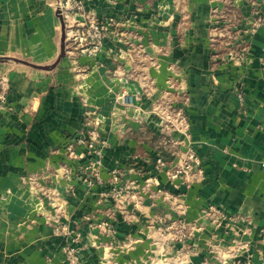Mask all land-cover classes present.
I'll use <instances>...</instances> for the list:
<instances>
[{"label":"rangeland","instance_id":"rangeland-1","mask_svg":"<svg viewBox=\"0 0 264 264\" xmlns=\"http://www.w3.org/2000/svg\"><path fill=\"white\" fill-rule=\"evenodd\" d=\"M53 9L57 22L52 38L53 56L35 63L32 58L4 55L0 56V64L5 65L8 73L15 72L8 65H15L40 72H64L72 78L70 83L58 86L52 82L48 86L55 97L49 100L51 104L54 101L52 106L63 108L62 102L68 103L69 99L62 97V91L68 90L80 111L73 119L74 128L64 132L61 143L52 149L62 157L45 169L26 171L19 181L22 188H28L31 196L39 200L38 214L50 224L52 232L69 237L61 250L62 264H80L88 245L100 250L99 264L123 262L126 251L134 250L140 241L117 239L115 233L120 226H112L111 220L119 217L130 220L144 209V203L157 206L156 200L164 201L166 208L154 216L157 222L151 228L156 235L149 241L153 248L146 251L142 261L125 264H190V257L200 248L196 234L208 226L215 230L223 227L233 237L210 243L206 249L210 257L203 264H254L249 242L241 237L251 231L250 219L210 206L203 208L196 219L189 220L182 207L184 193L169 192L163 187L184 189L197 180V174L201 176L186 114L189 77L168 58H173L174 48L182 52V47H186L183 57L193 53L207 62L209 72L213 71L209 83L214 88L230 89L231 78L228 82L224 80L227 78L221 69L224 67L227 72L226 67L229 68L236 78L250 66V50L264 33V0H55ZM192 42L194 47H187ZM260 44L264 66V38ZM38 54L39 49L37 56H32L38 58ZM120 76L123 79L114 91L109 80ZM130 77L143 85L139 94H133L127 87ZM160 77L165 78L163 87L152 98ZM215 77H220L224 84H217ZM235 81V93H244V81L241 78ZM12 83L6 74L0 77V122L19 120L28 113L24 96H14V100L10 97ZM18 87L24 89L22 85ZM103 87L107 90L104 94ZM142 94L152 98L147 110L160 121L159 139L145 132L140 115L135 114L141 108L135 101H140ZM132 120L139 122L137 133L131 126ZM11 135L9 131L5 133L0 147ZM126 137L150 140V145L156 148L151 151L152 170L133 159L126 165L109 168L105 160L109 139L123 141ZM162 153L174 157L179 154L180 164L168 166L170 163L162 160ZM158 159L163 166L157 163ZM158 173H163L166 180L159 178ZM86 193L98 196L96 206L79 215L71 200H82ZM11 196L12 191H3L0 203ZM211 208L222 216L211 212ZM72 217L77 219L72 220L75 223L67 221ZM239 223H244L242 230L237 228Z\"/></svg>","mask_w":264,"mask_h":264},{"label":"crops","instance_id":"crops-1","mask_svg":"<svg viewBox=\"0 0 264 264\" xmlns=\"http://www.w3.org/2000/svg\"><path fill=\"white\" fill-rule=\"evenodd\" d=\"M54 1L0 0V56L32 58L31 61L35 63L49 60L53 56L52 38L57 23L54 19ZM262 38L264 33L251 48L252 61L244 73L240 68L241 72L235 78L232 76L233 73L229 72V68L226 67V72L222 67L224 78H227L224 80L228 82L231 78V82L228 83L233 86L230 89L214 88V85L209 83L213 77L209 75H213V71L209 72L207 62L194 57L190 52L188 53L192 56L183 57L186 47H182V52L175 48L172 51L173 58L170 57L168 60L178 64L189 77V106L186 114L190 127V142L200 161L201 176L197 174V180L192 181L184 189L183 187L176 189L172 185L163 187V190L169 192L184 193L182 207L184 206L189 220L196 219L203 208L210 206L218 207L231 215L238 214L250 219L251 231L242 234L241 237L249 242V253L253 256L254 264H264V66L261 63L260 44ZM187 47H194L193 42ZM38 49L40 54L37 58ZM64 64L62 61L61 66ZM8 66L7 68H14L15 72H6L5 65L0 64V77L6 74L8 79L13 81L10 97L12 96L14 100V96H24L22 98L23 102L28 104V113L19 120L14 118L10 122H0V139L8 131L12 133L9 141L0 147V195L3 191H12L10 199L0 203V264H62L61 250L68 244L69 237L52 232L50 224L48 225L45 218L38 214L41 213L39 200L31 196L28 188H22L19 181L26 171L45 169L62 157L61 153L54 154L52 149L61 143V135L65 134L64 132L69 133L74 128L73 121L80 111L68 90L62 91V97L68 98L69 102H62L63 108L52 106L54 101L51 104L49 100L55 97L51 95L52 88L48 86L52 82L61 86L70 83L72 78L64 72L48 73L27 67L21 69L14 67L15 65ZM126 73L127 71L124 74ZM239 78L245 85L242 99L235 93L236 81L233 83L234 79ZM122 79L120 76L109 80L115 87L114 91L118 90ZM133 79L135 78L131 79L127 87L133 94H139L144 87L133 82ZM163 79L165 78L160 77L158 80V88L152 91V98H155L159 88L163 87ZM215 79L217 84H224L220 77ZM19 85L24 86V89L18 87ZM105 91L107 90L103 87L101 92L104 94ZM152 98L148 99L142 94L141 100L135 101L137 104L139 102L141 107L135 114L138 112L140 115L143 127L146 128L145 132L149 131L159 139L160 121L147 110ZM138 124L139 122L133 120L131 122L136 133L140 131ZM108 143L105 160L109 163L110 169H113L114 165H126L128 160L133 159L152 170L154 165L151 153L156 151V148L150 145V140L126 137L120 141L111 138ZM139 150L147 156L138 153ZM161 156L165 163H170L168 166H175L181 162L179 154L174 157L170 153H162ZM158 177L166 180L163 173ZM175 183L179 184V181ZM78 191L84 193L83 189ZM81 198L82 200H71L72 208L76 209L79 215L94 208L98 196L86 193ZM156 204L157 206L152 207L149 206L150 202L144 203V209L139 211V214L136 212L130 220H123L121 217L111 220L112 226H120L115 233L117 239L130 238L140 241L133 251H126L124 261L120 264L132 260L142 261L146 251L153 248L149 241L156 235L151 228L157 222L154 216L166 208L164 201L156 200ZM37 214L38 216H35ZM73 219L77 220L72 217L67 221L75 223ZM26 224L31 225L25 227ZM243 225L244 223H239L237 228L242 230ZM226 232L223 227L218 230L209 226L202 228L196 234L200 248L197 254L190 257V264H203V261L210 257L206 250L210 243L227 241L233 237L232 233ZM86 248L88 249L83 251L80 264H99L100 250L97 251L89 245Z\"/></svg>","mask_w":264,"mask_h":264},{"label":"built area","instance_id":"built-area-1","mask_svg":"<svg viewBox=\"0 0 264 264\" xmlns=\"http://www.w3.org/2000/svg\"><path fill=\"white\" fill-rule=\"evenodd\" d=\"M243 91H241L239 94H238V96L240 97V98H242V96H243ZM193 157V156H192ZM196 161V160H195ZM157 163L160 165V166H163L164 165V163H163V161L161 160V159H158L157 160ZM196 164H198L197 163V161H196ZM190 170H192L193 169V167L191 168V167H188ZM211 210V212H213V213H215V214H218V215H221V212L220 211H218V210H215V209H213V208H211L210 209ZM222 216V215H221ZM181 242L182 241H184V240H180Z\"/></svg>","mask_w":264,"mask_h":264}]
</instances>
